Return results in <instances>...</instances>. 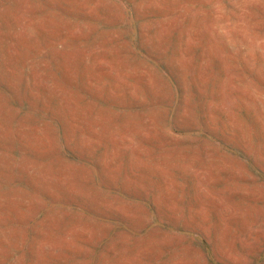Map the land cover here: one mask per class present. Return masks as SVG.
<instances>
[{
  "label": "rangeland",
  "instance_id": "obj_1",
  "mask_svg": "<svg viewBox=\"0 0 264 264\" xmlns=\"http://www.w3.org/2000/svg\"><path fill=\"white\" fill-rule=\"evenodd\" d=\"M0 264H264V0H0Z\"/></svg>",
  "mask_w": 264,
  "mask_h": 264
}]
</instances>
